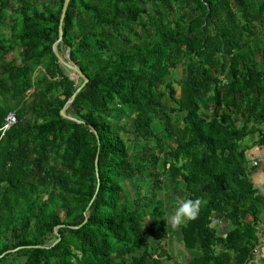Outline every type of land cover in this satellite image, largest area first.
Returning a JSON list of instances; mask_svg holds the SVG:
<instances>
[{"label": "trees", "instance_id": "obj_1", "mask_svg": "<svg viewBox=\"0 0 264 264\" xmlns=\"http://www.w3.org/2000/svg\"><path fill=\"white\" fill-rule=\"evenodd\" d=\"M63 1L0 0V264H181L172 229L187 264H248L264 0H70L56 49L88 78L75 120L60 110L82 79L52 50ZM185 199L199 215L173 227Z\"/></svg>", "mask_w": 264, "mask_h": 264}, {"label": "crops", "instance_id": "obj_2", "mask_svg": "<svg viewBox=\"0 0 264 264\" xmlns=\"http://www.w3.org/2000/svg\"><path fill=\"white\" fill-rule=\"evenodd\" d=\"M247 153L251 165H254L251 171L250 180L254 189L256 190L259 196L264 198V144H256L255 139L246 142ZM260 221V240L257 245V248L249 260L248 264H264V210H260L259 214ZM211 225L215 228L218 235H225L229 228L230 224L227 220L220 219L219 217H213ZM167 249L169 253H172L176 257V261H179L181 264H187L189 260L197 253L192 250H186L183 247L181 241V236L179 235L178 230L172 229L171 235L167 237Z\"/></svg>", "mask_w": 264, "mask_h": 264}, {"label": "water", "instance_id": "obj_3", "mask_svg": "<svg viewBox=\"0 0 264 264\" xmlns=\"http://www.w3.org/2000/svg\"><path fill=\"white\" fill-rule=\"evenodd\" d=\"M69 1L70 0H64L63 1V6H62V10H61V16H60V23H59V37H58V40L56 41V43L53 44L52 46V50L54 52V54L56 55V57L58 58V61L64 65L65 67L69 68L70 71H71V76L72 77H75V78H81L82 79V82L81 84L79 85V87L74 91V93L72 94V96L66 101V103L64 104V106L62 107V109L60 110V114L62 115V117L64 118H67V119H70V120H75L74 118L68 116L66 114V109L68 108V106L71 104V102L73 101L75 95L84 87V85L87 83L88 81V78L85 76V74L70 60V58L68 57V55L63 58L62 56L59 55L57 49H56V44L61 41V38H62V20L64 18V15H65V12L67 10V7H68V4H69ZM78 121V120H76ZM98 152L99 150H97V154H96V158H95V169H96V174H97V159H98ZM98 176V174H97ZM55 234H58L57 233V230L55 229ZM58 239H59V236H58ZM4 253H2L0 255V257L2 255H4Z\"/></svg>", "mask_w": 264, "mask_h": 264}, {"label": "clouds", "instance_id": "obj_4", "mask_svg": "<svg viewBox=\"0 0 264 264\" xmlns=\"http://www.w3.org/2000/svg\"><path fill=\"white\" fill-rule=\"evenodd\" d=\"M201 201L199 199L193 201L192 199L182 200L176 211L168 218L173 227H179L182 223L188 220H194L199 215Z\"/></svg>", "mask_w": 264, "mask_h": 264}, {"label": "built area", "instance_id": "obj_5", "mask_svg": "<svg viewBox=\"0 0 264 264\" xmlns=\"http://www.w3.org/2000/svg\"><path fill=\"white\" fill-rule=\"evenodd\" d=\"M6 123L3 126V130H5L6 128H8L10 125L14 124L16 122V118L15 115L10 112L7 116H6Z\"/></svg>", "mask_w": 264, "mask_h": 264}, {"label": "rangeland", "instance_id": "obj_6", "mask_svg": "<svg viewBox=\"0 0 264 264\" xmlns=\"http://www.w3.org/2000/svg\"><path fill=\"white\" fill-rule=\"evenodd\" d=\"M173 74L175 75V80H178L182 74V68L181 66H178L177 68H175V70L173 71ZM173 75V76H174ZM179 90V87L177 85V91ZM164 195V194H163ZM165 196V195H164Z\"/></svg>", "mask_w": 264, "mask_h": 264}]
</instances>
